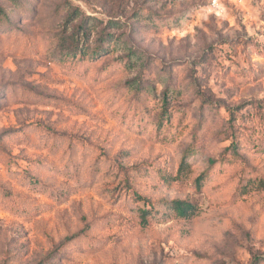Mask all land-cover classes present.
Masks as SVG:
<instances>
[{"label": "rangeland", "instance_id": "rangeland-1", "mask_svg": "<svg viewBox=\"0 0 264 264\" xmlns=\"http://www.w3.org/2000/svg\"><path fill=\"white\" fill-rule=\"evenodd\" d=\"M212 3L0 0L10 14L0 22V264H264V126L252 138L241 129L248 164L216 166L195 185L232 143L229 110L264 100V0ZM84 17L82 42L105 29L115 47L61 65ZM162 112L172 118L160 134ZM140 163L162 174L139 181L120 168ZM132 190L195 212H166L143 231Z\"/></svg>", "mask_w": 264, "mask_h": 264}, {"label": "trees", "instance_id": "trees-1", "mask_svg": "<svg viewBox=\"0 0 264 264\" xmlns=\"http://www.w3.org/2000/svg\"><path fill=\"white\" fill-rule=\"evenodd\" d=\"M14 1L17 4V0ZM17 5L19 6V4ZM7 11L8 10L6 8L0 7V22L8 21L10 19V14H8ZM88 19L89 17L83 18V21H81L76 35L73 38L71 37V42L68 46H63V43L59 47V62L61 63V65H68V67L70 68L74 67L77 69L79 67V62L82 61L83 63H85L86 61H94L95 59H98L99 57H102L113 51L116 39L114 38L113 34L107 33L105 29H102L99 33L98 42L91 43L87 41L86 43H84L86 41V38H88V35H91V31L88 32L87 30V28L89 27L87 22ZM64 40L65 38H63V41ZM83 40L84 42H82ZM245 109L246 111H248L246 115L241 112ZM164 115L165 112H162V114L158 118V132L160 134L161 131H164L169 128L172 118L171 115L167 118L164 117ZM251 116H255L256 118H251ZM229 117L230 132L228 134V139H231L232 143L225 149L220 159L211 160L208 168L195 179V185L199 191L202 190V187L205 185L206 182L213 178V175L215 173L214 168L216 166L228 165L230 164V161L237 163L243 162L245 164H248V160L244 156L243 151L249 150V147L247 145V139L250 140V137L252 138L254 134L259 133L262 130V127L264 126V100H253L245 102L237 108L229 110ZM239 121L243 122L242 126L238 125ZM252 121L257 123L253 127L248 128L247 123ZM242 128L250 134V137L247 136V139L242 138ZM196 141H194L183 153L178 171L180 178L183 174L186 173L191 161L200 152L201 146ZM120 168L125 173V175H129L130 171H134L132 178H135L139 181H147L152 177L157 178L162 174L160 169L148 163H140L130 168H124L120 165ZM244 174H248V177H251V173L247 172L246 170L244 171ZM164 179L169 184L175 181L173 176H166ZM36 183L37 182H31L30 186H28L26 182V185L30 188H42L40 186H36ZM259 183L260 186L264 188V178H261L259 180ZM128 189L134 188H132V183L127 180L125 190ZM132 191L134 192V194L132 197L128 198L127 205H129V202L131 200L135 204L140 202L144 203L142 206H137L136 208V225H138L143 231H147L151 222H154L159 219L160 216L162 217L164 214H167L166 212H174L178 214V216L184 218L194 214L195 212L193 206L189 201H169L163 197L152 201L147 196H144L143 194L134 190ZM260 262L264 263V259L260 260Z\"/></svg>", "mask_w": 264, "mask_h": 264}, {"label": "built area", "instance_id": "built-area-1", "mask_svg": "<svg viewBox=\"0 0 264 264\" xmlns=\"http://www.w3.org/2000/svg\"><path fill=\"white\" fill-rule=\"evenodd\" d=\"M219 6V0H213L212 7L217 9Z\"/></svg>", "mask_w": 264, "mask_h": 264}]
</instances>
